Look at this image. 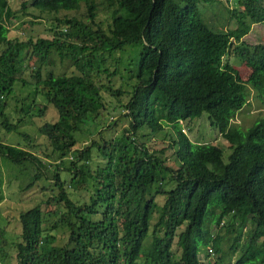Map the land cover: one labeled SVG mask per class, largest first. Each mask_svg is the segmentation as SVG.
<instances>
[{"label":"trees","instance_id":"trees-1","mask_svg":"<svg viewBox=\"0 0 264 264\" xmlns=\"http://www.w3.org/2000/svg\"><path fill=\"white\" fill-rule=\"evenodd\" d=\"M235 1L234 8L223 0L22 2L52 33L34 38L0 0L1 126L18 132L27 118L50 107L57 113L39 127L40 145L26 132L17 144L0 140L3 162L33 166L26 188L44 178L56 187L47 194L44 182L32 207L5 216L0 255L13 249L16 264H264V116L246 128L233 121L251 92L264 104V43L243 40L264 23V0ZM224 10L234 25H210ZM230 49L250 68L246 79L224 61ZM56 57L65 65L57 74ZM201 117L227 142L226 162V142L183 131L181 121ZM111 126L120 131L107 136ZM166 127L171 154L150 151L145 139ZM84 134L91 139L81 141ZM30 148L49 150L48 160ZM47 216L56 219L46 225ZM59 227L68 232L61 246L51 233Z\"/></svg>","mask_w":264,"mask_h":264},{"label":"rangeland","instance_id":"rangeland-1","mask_svg":"<svg viewBox=\"0 0 264 264\" xmlns=\"http://www.w3.org/2000/svg\"><path fill=\"white\" fill-rule=\"evenodd\" d=\"M8 1L12 5L13 9L21 16V19L27 21L26 25H29L31 27L29 30L30 35H32L34 38L40 36L51 38L52 33H48L46 30V26L48 24L47 21L43 18L36 19L35 17H32V14H29L30 12L33 11L31 10L30 7L31 5H26L28 6L26 9L27 12H24V10H22V5H21L22 2L29 1L30 3L32 0H8ZM223 2L228 8H234L236 6L235 0H228V1L223 0ZM108 9L111 10L112 8H108ZM97 10H99L103 16H105L107 13L100 6L97 7ZM208 19L210 25L215 24L214 27L218 29H227L233 26L235 23L232 22L230 25H227V20L229 19V13L225 10L222 11L218 17L213 15L210 16ZM18 21L19 20H16L11 25L10 31L13 34L16 31L14 27L15 25L18 24ZM30 21H33V24L28 23ZM257 25L260 26L253 28V30L244 38V41L250 45L256 44L258 42V39L264 37V24H257ZM19 32L20 34H22V31ZM115 54L116 57L121 55L120 52H116ZM56 60L57 61L54 68V72L56 74L64 72L65 65L64 64L62 65L57 57ZM228 60L230 61V63H232L233 67L238 70L241 78L246 79L249 73V68L242 61H238V59L236 60L233 57H230ZM24 77L29 78V80L33 82L35 80L34 78L32 79V77H30V73H28L27 71L24 72ZM32 88L33 85L29 87H25L22 90L23 96L29 93L32 90ZM128 98L129 95L126 94L122 98V100L126 102ZM255 98L256 97L254 96V94H250L248 100L249 104L245 105L240 111H238L233 119V121L239 124L242 128H246L250 126L253 123L254 118L264 116V104L259 103L258 101H256ZM56 114H57L56 111L50 107L43 116H33L31 119L27 118L25 122L20 123L18 127V132L10 131L8 129H5L3 126H1L2 118L0 117V140L4 141L5 143L17 144V141L19 139L18 133L26 132L29 133L31 136L32 145H40V143H42L44 140L43 139L44 135L41 134L40 131H38L39 127H41V125H43V123L46 121H50V122L54 121L56 119ZM9 118L11 121L15 122L17 119V115L11 112ZM125 125L126 124H124V126ZM181 125L183 131L187 133V135L191 140H195L198 142H212L217 144L219 143L225 144L226 142V141L224 142L217 129L213 128L212 134L206 131V128L209 127L210 125L209 122L203 117L198 119L197 118L193 119L188 123V125L185 124V122H181ZM106 131H108L107 136H111L110 134L114 136L115 134H117V132L120 131V128L116 130V128H113L112 126L106 127ZM168 132L172 133L170 127H166L165 129H163V131L158 132L156 135L154 134L155 136H149V138H146L145 143L147 144V147H149V150L152 151L160 148H165V152L167 154L169 153L171 154L172 151L167 147V142L169 140L167 136ZM90 137L91 135L84 134L81 137V141H87L89 140ZM226 147L228 148V144ZM30 149H32V151H34L39 158L45 161L48 160V158H46L44 151H49V150L42 151V148H40L39 151H35L34 148H30ZM228 153H229V148L227 150L225 149L223 152V160L225 162L227 161ZM55 162L56 161H52L51 159H49V162L47 163L56 164ZM31 167L33 166L26 163L25 165H22L20 169L17 167L14 168L13 166H10L9 164L3 162L0 157V227L4 228V224L6 223L5 216L9 217V215L13 214L15 215V217H19L21 212L25 211L26 209L34 205L35 203L34 200L41 198V195L43 194L42 187L44 182L47 186V188L45 189L47 194L49 193V191H52L53 188H56L51 183L52 181L48 178H44L43 181L34 183L32 187L26 188V185L30 182L29 174H27L26 172L32 174L33 171ZM57 192L58 190L56 189V193ZM82 195L85 196V194ZM47 218L48 219L46 221H43V223L46 225H50L53 222V220L56 219V217L54 216H47ZM16 224L18 223L12 222L10 224H6L5 226L9 228H13L16 226ZM246 229L247 228L245 227L242 230L243 233L246 231ZM8 232L10 233V231ZM51 233L54 234L56 238L55 243H53L54 245H63L66 242L68 232L65 228L55 229ZM14 235H15L14 237L17 236V234ZM209 238L210 237H207V240H209ZM13 242H15L14 239ZM173 250L177 251V255L178 253H180L176 247H174ZM10 252L11 255L7 253V256L5 257L3 255H0V264H16V257H15L16 253L14 252L13 249ZM237 255H238L237 252L233 254L231 253L228 255L227 260H229L230 263H234L237 258Z\"/></svg>","mask_w":264,"mask_h":264},{"label":"clouds","instance_id":"clouds-1","mask_svg":"<svg viewBox=\"0 0 264 264\" xmlns=\"http://www.w3.org/2000/svg\"><path fill=\"white\" fill-rule=\"evenodd\" d=\"M257 24H264V23H254L253 25H252V27H251V29H250V31L244 36V38L253 30V28H256L257 26H260V25H257ZM258 30V29H257ZM244 38H243V40H244ZM257 43H264V37H262V38H260V39H258V42ZM256 43V44H257ZM246 45H250V44H248V43H245ZM252 45H255V44H252ZM230 57H233L234 59H238V58H236V57H234L233 56V54H232V49H230L229 50V53L226 55V57L224 58L225 60L224 61H228L229 63H230V61L228 60ZM223 61V62H224ZM238 61H240L239 59H238ZM231 65H232V63H230ZM233 66V65H232ZM249 71H250V68H249ZM249 74V73H248ZM251 94H252V92H251ZM182 122V121H181ZM60 228V227H59ZM55 230V229H54ZM54 235V234H53ZM55 236V235H54ZM56 239V238H55ZM55 243V242H54ZM202 246H204V247H208L209 248V246H210V242L209 243H207V244H202V243H200ZM59 246H61V245H59ZM179 252H180V250H179ZM211 252V251H210ZM211 254H213V251L211 252Z\"/></svg>","mask_w":264,"mask_h":264}]
</instances>
